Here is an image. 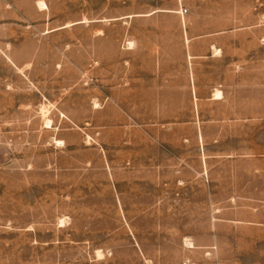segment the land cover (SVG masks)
<instances>
[{"label": "rangeland", "instance_id": "obj_1", "mask_svg": "<svg viewBox=\"0 0 264 264\" xmlns=\"http://www.w3.org/2000/svg\"><path fill=\"white\" fill-rule=\"evenodd\" d=\"M0 264H264V0H0Z\"/></svg>", "mask_w": 264, "mask_h": 264}, {"label": "bare ground", "instance_id": "obj_2", "mask_svg": "<svg viewBox=\"0 0 264 264\" xmlns=\"http://www.w3.org/2000/svg\"><path fill=\"white\" fill-rule=\"evenodd\" d=\"M217 96H219V94L217 95ZM219 98V97H218ZM49 125V124H48Z\"/></svg>", "mask_w": 264, "mask_h": 264}]
</instances>
